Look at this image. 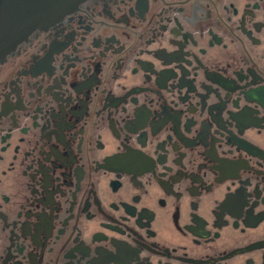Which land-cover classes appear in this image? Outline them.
Wrapping results in <instances>:
<instances>
[{"label":"flooded vegetation","instance_id":"obj_1","mask_svg":"<svg viewBox=\"0 0 264 264\" xmlns=\"http://www.w3.org/2000/svg\"><path fill=\"white\" fill-rule=\"evenodd\" d=\"M0 264H264V0H85L1 61Z\"/></svg>","mask_w":264,"mask_h":264},{"label":"water","instance_id":"obj_2","mask_svg":"<svg viewBox=\"0 0 264 264\" xmlns=\"http://www.w3.org/2000/svg\"><path fill=\"white\" fill-rule=\"evenodd\" d=\"M85 0H0V62L35 30L75 10Z\"/></svg>","mask_w":264,"mask_h":264}]
</instances>
